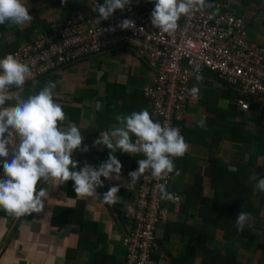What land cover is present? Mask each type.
Here are the masks:
<instances>
[{
	"label": "crops",
	"instance_id": "0c3cea01",
	"mask_svg": "<svg viewBox=\"0 0 264 264\" xmlns=\"http://www.w3.org/2000/svg\"><path fill=\"white\" fill-rule=\"evenodd\" d=\"M207 2L209 11L240 19L250 39L264 41V0ZM25 4L33 21L19 27L0 25V58L50 33L49 28L63 24L74 12L89 14L91 0H25ZM151 75L137 50H115L55 69L35 82V89L34 83L25 85L21 95L38 92L46 81L55 82L54 101L66 114L60 126L77 125L85 136L81 149L88 147L87 152L72 153L76 170L84 164L98 168L110 151L93 146L100 132L120 126L117 116L143 109L151 116L143 93ZM201 75L202 81L190 80V89L199 87L200 92L189 99L183 116L188 150L173 158L180 175L173 173L169 191L180 200L164 204L168 213L157 225L153 257L157 264H264V192L256 201L250 197L256 207L249 210L245 205L244 211L253 219L238 231L234 204L241 197L233 191L244 181L255 195L249 176L264 164V108L242 110L232 86L211 71ZM201 118L204 127L198 126ZM114 155L122 164L120 179L101 177L104 187L96 188L97 196L76 194L71 180L58 184L50 179L37 185V191H48L40 213L16 218L0 209V264H124L123 240L131 222L122 212L134 201L140 184L139 179L129 189L128 173L137 170V160L144 157L119 150ZM227 171L237 180L226 179ZM114 185H120V199L107 204L102 195ZM221 185L229 195L220 194Z\"/></svg>",
	"mask_w": 264,
	"mask_h": 264
},
{
	"label": "clouds",
	"instance_id": "9594fccd",
	"mask_svg": "<svg viewBox=\"0 0 264 264\" xmlns=\"http://www.w3.org/2000/svg\"><path fill=\"white\" fill-rule=\"evenodd\" d=\"M130 4L131 0H103L102 4L93 8L98 13L95 22L100 24L114 11L124 10ZM207 6V0H154L151 24L162 33L172 34L178 29L182 15ZM32 21L25 0H0V25L19 27ZM117 27L121 30L134 29L135 22L123 19ZM108 30L115 31L114 28ZM195 72V79L202 81L199 68ZM30 79L32 71L28 64L12 54L0 58V165L3 167L0 209L16 218L40 213L44 201L48 199V191L44 188L37 191V185L50 179H55L58 184L71 180L76 194L97 196L96 188L104 187L101 177L106 180L120 179L122 164L114 155L118 150L144 157L137 160L138 169L128 173L129 189L135 187L143 174L150 172L154 179L165 181L156 186L162 200H180L178 195L167 191L169 175L174 172L180 175L173 158L183 157L189 147L179 128L166 122H154L147 109L117 116L120 126L100 132L93 142L94 147L102 145L110 150L107 160L98 168L84 164L77 171L78 162L72 158V153L88 151L86 145L81 149L85 136L75 124L66 128L60 126L66 120V114L62 105L54 101L55 82L46 81L38 92L33 91L26 97L21 95ZM199 92V87L190 89L193 97H197ZM198 126H205L203 118L198 120ZM249 181L255 182L257 191L264 192V178L253 174L249 176ZM119 191L120 185L110 187L102 195L104 202L116 204L120 199L117 195ZM252 219L250 213L240 211L235 219L237 230L250 226Z\"/></svg>",
	"mask_w": 264,
	"mask_h": 264
},
{
	"label": "built area",
	"instance_id": "2783aa9c",
	"mask_svg": "<svg viewBox=\"0 0 264 264\" xmlns=\"http://www.w3.org/2000/svg\"><path fill=\"white\" fill-rule=\"evenodd\" d=\"M97 4L100 0H91L89 14L74 12L66 22L53 26L54 33L40 35L11 53L31 68L32 79L25 85L79 59L132 49L152 70L143 87L151 118L179 128L181 135L192 97L190 80L197 68L199 74L211 71L232 86L242 110L264 108V41L250 39L240 19L228 13L215 14L207 7L195 8L181 16L174 33L167 34L151 24L154 0H131L130 6L117 9L100 24L95 22L98 13L93 11ZM123 19L134 21L135 28L121 30L117 25ZM172 177L173 173L167 180V191ZM164 182L146 172L140 177L134 201L123 208L122 217L131 222L123 240L124 264H157L153 257L158 248L155 232L168 213L164 204L171 202L162 200L156 187Z\"/></svg>",
	"mask_w": 264,
	"mask_h": 264
},
{
	"label": "trees",
	"instance_id": "16d2710c",
	"mask_svg": "<svg viewBox=\"0 0 264 264\" xmlns=\"http://www.w3.org/2000/svg\"><path fill=\"white\" fill-rule=\"evenodd\" d=\"M100 2L102 4L103 0H100ZM49 30L51 31L50 33H54L53 28L52 29L49 28ZM32 41H34V40H32ZM15 51H13V52H15ZM29 84H31V83H29ZM29 84H27V85H29ZM226 175H227L226 179L237 180V178H235V176L233 174H231L229 171H227ZM255 175L257 177H264V164L260 165L258 167L257 172L255 173ZM253 188H254V186H252V190H253ZM254 190H256V189H254ZM233 191H237V195L239 197H241V198L237 199L236 204H234V208H236L237 214L240 211H244L245 210V205L250 207L249 210L251 209V207H256V205H254L253 200H250V197L254 198V200L256 201V198L262 193V192H259V191L256 190L255 195H254L252 193V191H251V188L247 187L246 183L244 181H239L237 183V187H235ZM219 192H220L221 195H223V194L229 195L228 191L225 189V187L223 185H221V187L219 189ZM247 202H249V204H247ZM257 209H258V207H257Z\"/></svg>",
	"mask_w": 264,
	"mask_h": 264
}]
</instances>
